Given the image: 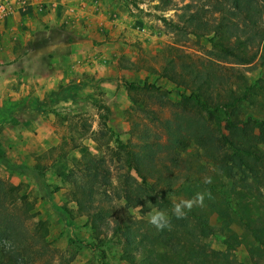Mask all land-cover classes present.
I'll return each mask as SVG.
<instances>
[{"label": "trees", "instance_id": "obj_1", "mask_svg": "<svg viewBox=\"0 0 264 264\" xmlns=\"http://www.w3.org/2000/svg\"><path fill=\"white\" fill-rule=\"evenodd\" d=\"M195 1L208 6L209 15L190 13L186 22L194 35L207 38L215 59L264 65V0ZM165 71L171 83L183 86L181 113L162 125L167 140L147 141L137 151H128L127 174L117 184L103 159L85 152L84 176L76 177L71 171L65 179L77 213L87 218L96 236L113 223L123 242L122 259L129 264H242L205 240L214 235L209 217L217 213L223 226L239 223L245 235L264 248V206H259L264 197L260 188L253 187L254 180L264 176V151L255 137L256 131L262 134L264 129L252 114L241 113L243 103L254 102L256 87L239 71L233 80L215 66L195 62L169 60ZM0 160L5 159L0 155ZM5 165L9 173L40 178L38 165L7 160ZM206 177H211L210 184L204 183ZM97 182L104 187L101 192ZM108 190H114L117 199H126L128 207H141L139 217L129 214L121 227L119 220L109 221L110 214L98 203L99 196L112 202L115 197ZM17 191L18 186L0 179V264H25L19 261L18 251L27 249L26 232L10 210ZM205 191L211 192V198H205L203 207H194L186 219L172 216L174 202ZM19 198L26 202L25 193ZM153 206L168 213L171 230L157 231L148 223ZM38 224L44 230V222Z\"/></svg>", "mask_w": 264, "mask_h": 264}, {"label": "rangeland", "instance_id": "obj_2", "mask_svg": "<svg viewBox=\"0 0 264 264\" xmlns=\"http://www.w3.org/2000/svg\"><path fill=\"white\" fill-rule=\"evenodd\" d=\"M127 3L131 6L130 17L137 18L141 28L133 32L135 38L113 41L106 53L114 52V55L101 62L99 71L106 74L98 85L91 81L92 90L77 97L79 101L58 107L54 123L57 145L37 158L40 178L34 180L27 175L9 173L5 160H10L0 154L5 159L0 160V179L18 186L10 210L26 232L23 236L27 249L18 251L20 262L24 260L27 264L31 259L32 264H129L122 259L123 242L114 224L103 228L102 234L94 235L87 218L77 213L71 186L65 179L71 171L76 177L84 176L81 161L88 152L103 159L111 180L117 184L127 174L128 151H137L147 141L167 140L162 125L181 113L179 102L183 90V86L168 80L167 61L215 66L232 76L236 71L241 72L257 93L252 104L241 105V113L252 114L264 129V65L257 61L236 65L215 59L207 38L201 33L194 35L186 22L194 12H203L207 17L208 6L195 0H127ZM130 84L137 86L128 87ZM144 84L147 86L143 87ZM103 85L111 88L102 89ZM262 134L256 131L255 137L264 151V130ZM63 159L70 162L68 168L56 169V162ZM96 184L99 192L104 190ZM253 187L260 188L264 197V176L254 180ZM107 192L111 197L116 195L114 190ZM24 193L26 202L19 198ZM99 197L102 200L98 203L110 214L109 221L119 220L120 227L129 214L139 217L142 212L128 207L126 199L115 197L109 203ZM262 201L260 207L264 206ZM40 221L44 222V230L39 228ZM209 222L215 232L205 241L213 249L228 252L242 264H264V248L245 235L239 223L223 226V218L217 213L210 215Z\"/></svg>", "mask_w": 264, "mask_h": 264}, {"label": "crops", "instance_id": "obj_3", "mask_svg": "<svg viewBox=\"0 0 264 264\" xmlns=\"http://www.w3.org/2000/svg\"><path fill=\"white\" fill-rule=\"evenodd\" d=\"M0 5V154L34 166L57 145L58 107L79 101L92 90L91 81L98 85L106 74L99 71L101 62L114 55L108 48L135 38L141 24L130 17L127 0H0ZM69 163L63 159L54 166L67 169Z\"/></svg>", "mask_w": 264, "mask_h": 264}, {"label": "clouds", "instance_id": "obj_4", "mask_svg": "<svg viewBox=\"0 0 264 264\" xmlns=\"http://www.w3.org/2000/svg\"><path fill=\"white\" fill-rule=\"evenodd\" d=\"M211 177H206L204 179L205 184H210ZM211 198V192H198L191 199L181 198L179 202H174L171 214L176 219H186L188 212H190L194 207H203L205 198ZM138 210L142 211V208L137 206ZM148 223L152 225L157 231L171 230L172 224L169 215L166 211L158 210L153 206L152 211L147 213Z\"/></svg>", "mask_w": 264, "mask_h": 264}, {"label": "built area", "instance_id": "obj_5", "mask_svg": "<svg viewBox=\"0 0 264 264\" xmlns=\"http://www.w3.org/2000/svg\"><path fill=\"white\" fill-rule=\"evenodd\" d=\"M3 7V5H0V8H2Z\"/></svg>", "mask_w": 264, "mask_h": 264}]
</instances>
